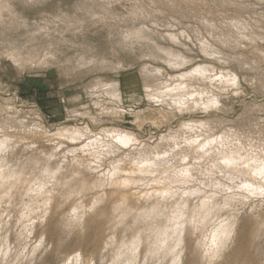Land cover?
<instances>
[{
  "label": "clouds",
  "instance_id": "obj_1",
  "mask_svg": "<svg viewBox=\"0 0 264 264\" xmlns=\"http://www.w3.org/2000/svg\"><path fill=\"white\" fill-rule=\"evenodd\" d=\"M0 264H264V0H0Z\"/></svg>",
  "mask_w": 264,
  "mask_h": 264
}]
</instances>
